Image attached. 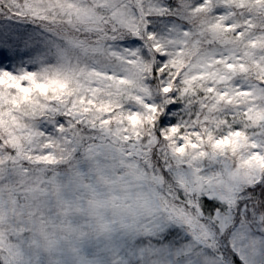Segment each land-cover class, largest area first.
<instances>
[{
  "label": "snow or ice",
  "instance_id": "1",
  "mask_svg": "<svg viewBox=\"0 0 264 264\" xmlns=\"http://www.w3.org/2000/svg\"><path fill=\"white\" fill-rule=\"evenodd\" d=\"M85 243L264 264V0H0V264Z\"/></svg>",
  "mask_w": 264,
  "mask_h": 264
},
{
  "label": "rangeland",
  "instance_id": "2",
  "mask_svg": "<svg viewBox=\"0 0 264 264\" xmlns=\"http://www.w3.org/2000/svg\"><path fill=\"white\" fill-rule=\"evenodd\" d=\"M43 253L51 264H55L58 259H67L70 261V264H89V262L102 264L105 259L103 249L91 243L68 246L58 250L55 254H50L47 246H45ZM61 253H63L62 256Z\"/></svg>",
  "mask_w": 264,
  "mask_h": 264
}]
</instances>
